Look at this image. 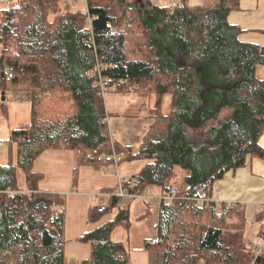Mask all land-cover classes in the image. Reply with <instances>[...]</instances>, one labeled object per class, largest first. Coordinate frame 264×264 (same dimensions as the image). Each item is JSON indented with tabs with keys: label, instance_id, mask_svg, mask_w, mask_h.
<instances>
[{
	"label": "trees",
	"instance_id": "16d2710c",
	"mask_svg": "<svg viewBox=\"0 0 264 264\" xmlns=\"http://www.w3.org/2000/svg\"><path fill=\"white\" fill-rule=\"evenodd\" d=\"M178 1L1 0L0 96L6 100L9 88L29 92L31 112L27 125L12 130L9 162H0V264H67L64 197L41 189L34 168L51 148L75 153L74 181L81 166L144 162L122 182L132 194L124 206L118 188L107 205L91 206L90 222L112 217L80 237L91 255L74 264H133L111 235L131 226L130 203L149 187H175L177 195L162 200L142 264H264L251 234L234 226L246 221L245 204L214 197L227 172L249 156L264 160V45L242 40L244 30L229 21L239 0ZM103 83L154 97L136 150L112 139ZM179 168L181 186L174 184Z\"/></svg>",
	"mask_w": 264,
	"mask_h": 264
},
{
	"label": "crops",
	"instance_id": "0c3cea01",
	"mask_svg": "<svg viewBox=\"0 0 264 264\" xmlns=\"http://www.w3.org/2000/svg\"><path fill=\"white\" fill-rule=\"evenodd\" d=\"M152 1L161 3L160 0ZM239 3V9L233 10L229 14V21L238 24L244 30L240 35L242 40L264 45V0H239ZM134 149L136 150V148ZM74 165L75 153L65 148L47 149L38 157L34 165L35 170L43 176L39 182V187L44 190L58 192L64 197V236L66 240L65 256L67 264H74L78 260L90 257L91 246L82 242L80 237L112 217L108 215L99 222H90L88 214L91 206L96 204L100 206L107 205L112 193L118 188L120 179L130 180L133 178L129 173H121L119 167L114 170V165L81 166L78 178L74 181ZM248 166H250V170H247L248 174L254 173L252 161ZM245 167L239 168L237 173L236 171L227 172L216 183L214 197L217 201L241 202L243 204L246 203L245 200L257 202L256 199L252 200L238 196L241 192L238 188L233 190V184L223 185L228 175H230V181L233 182V178H237L240 171L246 169ZM257 188H261L264 192V179L257 181ZM152 189L150 192L148 188L146 190L147 193H143L141 197L135 198L130 203L131 226L128 229L117 227L111 235L114 240L123 242L129 251L133 264L148 262L149 252L145 249V242L154 238L157 234L158 215L163 199L159 188L154 187ZM154 197H159L160 199L159 207L156 209H154L156 207L155 204L148 201V199H153ZM259 205L262 206L263 203ZM245 208L247 211L246 204Z\"/></svg>",
	"mask_w": 264,
	"mask_h": 264
},
{
	"label": "rangeland",
	"instance_id": "374dc122",
	"mask_svg": "<svg viewBox=\"0 0 264 264\" xmlns=\"http://www.w3.org/2000/svg\"><path fill=\"white\" fill-rule=\"evenodd\" d=\"M205 1L206 0H187L189 5H200L205 3ZM160 2L161 4L172 5V3L176 2V0H160ZM258 75H264V67L259 68ZM0 100V162L8 163L10 160L9 139L11 137L12 130L21 126H25L29 123L31 112V98L30 93L25 90H21V88H9L6 91V100L3 101L1 99V96ZM105 101L107 109L110 112L108 121L111 134H113L122 144L130 145L133 148L137 149L144 136L148 133L150 123L152 122L149 116V110L154 103V97L149 95H142L136 92L120 93L115 90H110L105 94ZM168 101L169 99H167V102ZM124 112L127 114H123ZM227 113L228 109L222 112V116ZM261 144L264 146V135L261 138ZM12 150L14 156H16L15 145H12ZM118 159L120 158H117V160ZM250 159L252 158L249 156L247 158V166L245 167L246 169L241 170L238 177L233 178V182L230 181V175H228L223 185L228 186L233 184L232 189L235 190L236 188H238V190H240L241 192L238 196L257 200V202L245 200V204L247 207V219L246 221H236L234 223V226L243 229L246 234H251L249 236L247 235V239L251 240V242L249 243L254 248L261 240V236L258 235L257 232L261 229L260 219L263 216V205L261 206L259 204H262L264 202V192L261 188H257V181L259 179H264V160L258 158H254L253 160ZM251 161L253 163L254 173L248 174L247 170H250V166H248V164H251ZM143 163L144 162L139 159L124 160L121 161V163H115L113 169L117 170L119 167V171H121V173L126 172L129 173L131 177H134L135 173L139 171L138 169L143 165ZM237 172L238 170L236 171V173ZM181 175L182 171L179 168L177 169V173L174 176V184L177 186H181L182 184ZM17 176L19 186L21 188H26V175L23 169L20 167L17 168ZM123 181L124 179H120L118 190ZM152 188L154 187H149L150 192L151 190H153ZM118 190L116 191V194ZM166 194L167 192L162 193V199L166 198ZM142 195H139L138 197H141ZM148 201L149 203L155 204L156 207H154V209L159 207V197L148 199ZM125 204L126 202L124 201V205Z\"/></svg>",
	"mask_w": 264,
	"mask_h": 264
},
{
	"label": "built area",
	"instance_id": "2783aa9c",
	"mask_svg": "<svg viewBox=\"0 0 264 264\" xmlns=\"http://www.w3.org/2000/svg\"><path fill=\"white\" fill-rule=\"evenodd\" d=\"M2 1H5L6 4H9L11 2V0H2ZM0 3H1V0H0ZM179 4H180L179 1H176V2L172 3L173 6H176V5H179ZM10 76H12V74H10ZM110 90H116V87H114V86L113 87H108V86H106L105 83H103V91H104V93L108 92ZM111 135H112V139L114 140L116 137L113 134H111ZM120 157H121V155H116L115 154V158L116 159L120 158ZM9 193H10V195L13 194L12 191H10ZM176 193H177V189L175 187L171 188V190L167 192L165 200H167L168 202H172L175 199ZM117 195L122 198L121 205H124V200L123 199L125 197L131 196L132 194H130L121 185L119 190H118V192H117ZM197 199L199 201L200 200H204V195L201 194ZM229 203H231V202H229ZM263 209H264V202H263ZM261 222H262V227H263V230H264V217L262 218ZM263 252H264V238H262V240H260V242L256 245V253L255 254L258 255L259 253H263Z\"/></svg>",
	"mask_w": 264,
	"mask_h": 264
},
{
	"label": "water",
	"instance_id": "95a60500",
	"mask_svg": "<svg viewBox=\"0 0 264 264\" xmlns=\"http://www.w3.org/2000/svg\"><path fill=\"white\" fill-rule=\"evenodd\" d=\"M2 100L3 101L5 100V93L4 92L2 93Z\"/></svg>",
	"mask_w": 264,
	"mask_h": 264
}]
</instances>
